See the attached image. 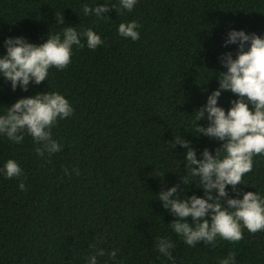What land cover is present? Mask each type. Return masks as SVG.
<instances>
[{"label":"trees","instance_id":"trees-1","mask_svg":"<svg viewBox=\"0 0 264 264\" xmlns=\"http://www.w3.org/2000/svg\"><path fill=\"white\" fill-rule=\"evenodd\" d=\"M103 3L111 8L119 0H0V58L7 38L39 45L67 26L92 29L104 42L92 50L82 38L85 46H73L65 69L50 68L46 81L27 91L19 85L13 91L0 76V115L18 99L45 92L61 94L73 108L51 129L62 146L51 156H38L28 135L14 144L0 134V169L12 159L22 170L13 179L0 172V264H87L98 248L117 255L99 256L97 264H219L230 252L236 264H264V231L243 229L237 243L218 237L215 247H191L158 200L173 185L178 199L204 197L195 178L181 182L187 149L171 142L179 134L197 158L220 147L195 133L194 113L227 71L222 56L236 58L237 44H224L229 31L264 36V0H137L131 12L111 10L108 18L83 14V5ZM61 15L64 24L57 22ZM133 20L137 41L117 33ZM236 99L222 91L217 106L227 112ZM197 123L208 126L206 119ZM237 188L239 195L226 186L229 198L249 191L264 197V156L253 157ZM158 237L174 244L173 261L156 250Z\"/></svg>","mask_w":264,"mask_h":264},{"label":"clouds","instance_id":"clouds-1","mask_svg":"<svg viewBox=\"0 0 264 264\" xmlns=\"http://www.w3.org/2000/svg\"><path fill=\"white\" fill-rule=\"evenodd\" d=\"M136 2L119 0L118 5L112 4L111 8L104 3L97 7L83 5L82 11L85 16L108 18L104 14L111 10L131 12ZM57 22L64 24L62 15ZM139 27L135 20L120 23L117 33L123 38L137 41L140 39ZM82 38L86 40L87 48L92 50L104 43L92 29L78 32L71 26L64 27L62 33L48 34L46 41L39 45L29 43L23 37L7 38L4 41L6 54L0 58V76L10 82L13 91L18 85L27 91L30 83L39 85L46 81L50 68L65 69L71 62L73 46H85ZM224 44H237L236 58L233 59L231 53L222 56L220 62L227 71L219 72V87L208 95L206 105L194 113L195 133L222 142L220 147L214 154L204 149L197 158L190 141L179 134L171 142L172 147L180 145L187 149L184 160L188 172L181 177V182L185 185L194 183L195 178L200 185L196 186L203 190L204 197L192 195L178 199L179 185H173L158 195L163 208L175 217L169 226L191 247L198 242L215 247L218 237L237 243L244 238L243 229L250 234L264 231V197L249 191L244 192L240 199L229 198L226 191V186H231L239 195L237 185H242L243 176L252 171L253 157L264 156V36L231 30ZM222 91H229L238 97L230 102L231 107L227 112L217 106V98ZM72 114V106L61 94L37 93L32 97L20 98L6 108V114L0 115V134L14 144L22 143L25 135H28L39 145L35 147L38 156L43 157L45 153L51 156L62 147L52 138L51 129L58 119L68 118ZM205 119L208 121L207 127L197 123ZM73 171L79 175V169ZM0 172L6 179L22 175L20 166L12 159L7 160ZM65 174H68L67 169ZM18 188L26 190L22 181ZM222 199L224 204L221 203ZM189 217L191 223L186 219ZM90 247L96 246L92 244ZM173 247L170 240L157 238L156 250L169 261L174 260L170 251ZM105 255L115 260L117 250L105 253L98 248L94 255L87 258V264H97V257ZM234 257L230 252L219 264H236Z\"/></svg>","mask_w":264,"mask_h":264}]
</instances>
